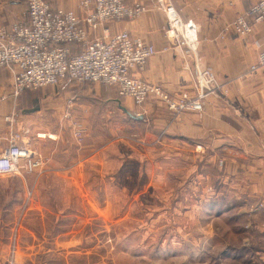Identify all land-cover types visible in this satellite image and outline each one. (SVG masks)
<instances>
[{"label":"rangeland","instance_id":"1","mask_svg":"<svg viewBox=\"0 0 264 264\" xmlns=\"http://www.w3.org/2000/svg\"><path fill=\"white\" fill-rule=\"evenodd\" d=\"M200 65L211 69L201 59ZM212 72L221 85L214 96H225L224 84ZM107 86L70 82L66 88L48 87L44 94L36 91L44 102L38 111H46L40 115V123L49 128L44 132L57 131L59 138L32 145L47 152L42 171L0 176L4 264H262L238 246L243 205L225 197L228 188L219 179L210 186L205 180L212 163H195L190 154L173 149L158 151L164 142L172 146L166 138L145 142L141 122L135 124L106 101L122 100L116 88ZM196 96L195 89L189 97ZM205 99L201 113H174L156 100L134 105L138 116L146 114L149 102L161 104L174 117L202 115ZM64 108L87 128L81 143L71 135L72 123L60 117ZM223 164L220 159L218 166ZM263 207L260 203L251 213ZM250 229L247 222L245 230ZM230 253L233 257L226 260Z\"/></svg>","mask_w":264,"mask_h":264},{"label":"crops","instance_id":"2","mask_svg":"<svg viewBox=\"0 0 264 264\" xmlns=\"http://www.w3.org/2000/svg\"><path fill=\"white\" fill-rule=\"evenodd\" d=\"M48 1L58 9L83 15L79 0ZM135 1L147 6L148 11L134 20H123L113 27L110 24L106 27L111 33L127 31L156 48V56L148 62L144 71L136 72V77L160 85L176 97L187 94L194 96L195 70L186 67L179 48L169 46L164 36L167 25L165 14L153 9L156 0H130L129 4ZM256 3L257 0H234L232 5L226 0H174L183 20H191L198 27L201 64L216 73L227 91L225 96L221 93L208 96L202 115L183 113L174 117L161 104L149 102L143 108L146 114L138 116L140 113L131 99L116 101L107 98L106 101L117 107L130 121L137 125L141 122V127L145 128V142L153 144L160 138L173 142L172 146L164 142L158 151L166 153L168 149H173L177 153L190 154L195 163L203 160L212 163V173H206L205 177L208 185H212L215 179L213 183L217 184L219 179L220 184L225 183L228 188L226 193H229V197L224 196L229 200L234 197L233 200L243 205L240 216L244 220L237 226L242 243L238 242V246L249 249L264 264V207L251 213L260 203L264 205V66L253 68L264 50V21L253 23V33L248 38L239 37L233 30L237 19L248 13ZM28 13L29 7L24 0H0V26L7 30L16 23H28ZM249 20L254 21L253 17ZM73 49L78 52L77 47ZM13 83L12 67L0 68V95L7 96L0 103V134H20L29 129L34 147L38 140L57 141L59 133L54 130L44 132L49 128L40 123V115H45L46 111H38V105L44 103L40 102L41 98L36 92L39 90H27L14 96ZM69 84L64 82L50 88H66ZM50 88L43 89L42 94ZM66 112V108L61 110L63 120ZM71 113V123H82L72 110ZM10 116L12 122H7L6 117ZM83 126L87 137V128ZM133 127L131 124L130 128ZM44 153L47 154L46 151ZM220 159L224 160L221 168L218 166ZM231 189H235L233 194L230 193ZM247 222L251 223V229L246 231ZM3 256L4 253L0 251V257ZM230 257H233L232 253L224 258L229 260ZM0 261V264L5 262L3 258Z\"/></svg>","mask_w":264,"mask_h":264},{"label":"built area","instance_id":"3","mask_svg":"<svg viewBox=\"0 0 264 264\" xmlns=\"http://www.w3.org/2000/svg\"><path fill=\"white\" fill-rule=\"evenodd\" d=\"M24 1L29 7L28 23H16L10 30L0 26V68L14 70V96L69 81L104 84L116 88L118 96L131 99L139 107L156 100L174 113H201L204 99L221 88L212 70L200 65L198 27L191 20H183L174 0H156L153 9L165 14L164 36L170 47L181 50L187 68L194 59L198 81L195 98L172 96L162 86L137 78L136 72L144 71L156 56V48L127 31L110 33L106 27L112 22L139 18L149 9L141 2L130 5V0H79L83 14L79 16L74 11L53 8L47 0ZM226 2L232 5L234 0ZM262 21L264 0H257L248 13L237 19L233 30L239 37L248 38L253 23ZM261 65L264 50L253 68ZM223 91L227 95L226 89ZM6 99V95H0V103ZM70 117L67 111L65 118ZM6 121L12 122V116ZM72 136L79 143L84 140L85 128L79 122H72ZM30 137L29 129L20 134H0V176L31 175L44 169L47 159L32 147Z\"/></svg>","mask_w":264,"mask_h":264}]
</instances>
